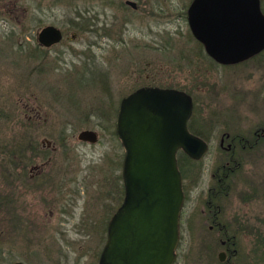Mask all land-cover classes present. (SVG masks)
<instances>
[{
    "label": "rangeland",
    "instance_id": "rangeland-1",
    "mask_svg": "<svg viewBox=\"0 0 264 264\" xmlns=\"http://www.w3.org/2000/svg\"><path fill=\"white\" fill-rule=\"evenodd\" d=\"M133 1L135 8L124 0H0V157L20 140L38 144L27 149L32 160L23 175L7 184L0 171L2 195L21 189L7 209H0V264L15 259L97 264L108 206L118 203L121 191L116 107L134 87L154 81L192 95L189 123L210 140L211 149L198 164L180 159L188 189L205 187L202 166L218 158L219 137L227 127L247 135L255 122L264 121V111L252 108L254 98H261L254 92L264 86V58L219 65L189 29L191 0ZM261 6L264 10V0ZM45 24L64 30L48 49L36 38ZM83 128L95 129L97 140L78 139ZM244 163L238 178L264 187V150L255 163L247 157ZM34 164L41 170L30 169ZM259 206H240V212L258 218ZM181 208L173 264H264L259 235L264 221L256 218L258 226L240 234L233 244L236 253L224 263L213 232L188 220L187 204Z\"/></svg>",
    "mask_w": 264,
    "mask_h": 264
},
{
    "label": "water",
    "instance_id": "water-1",
    "mask_svg": "<svg viewBox=\"0 0 264 264\" xmlns=\"http://www.w3.org/2000/svg\"><path fill=\"white\" fill-rule=\"evenodd\" d=\"M186 17L193 37L218 62H235L264 47L259 0H191ZM36 38L49 46L62 32L45 24ZM192 112L191 94L177 87L142 85L119 99L114 131L123 147L124 196L107 221L97 264H173L183 204L177 152L197 160L207 149L188 127ZM77 138L94 142L97 132L83 128Z\"/></svg>",
    "mask_w": 264,
    "mask_h": 264
},
{
    "label": "flooded vegetation",
    "instance_id": "flooded-vegetation-1",
    "mask_svg": "<svg viewBox=\"0 0 264 264\" xmlns=\"http://www.w3.org/2000/svg\"><path fill=\"white\" fill-rule=\"evenodd\" d=\"M124 2L130 5L132 8L136 7V4L135 6H133L131 3L127 2V0H124ZM259 4H260L261 12L264 14V10L261 6V0H259ZM60 29L63 38L64 30L62 28ZM71 37L72 38L75 37V32L71 33ZM202 46L204 49L203 44ZM45 47L48 49L47 46ZM259 57L264 58V47L259 51L241 60H237L235 62H229V63L218 62L212 57L211 58L212 61L216 62L219 65L230 66L233 64L257 59ZM153 82H144L138 85L137 87L142 85L175 87L169 85H159ZM137 87H134L130 91L134 90ZM130 91H128L127 93H129ZM258 94H261V98L259 99H257V97L254 98V101L252 102L253 105L252 108L253 110H255L256 109L255 105H257L261 111H264V86L260 88L258 93L254 92V96ZM123 95H121V97ZM118 104H119V100L116 107V113L118 109ZM189 120H188V126H189ZM227 128L225 130L228 131H223L221 136L219 137L218 158L215 161H213L211 164L207 166L205 164L204 167L202 166V168H204V171L208 175L205 187H202V189H198V190L191 188L188 189L184 182L183 172L178 162V166L182 175V189H183L182 207L184 206V204H187L189 207V211H188L189 214L187 218L188 220H190V222L194 224L201 223L207 225L209 229L208 231L213 232L214 237L217 238V240L221 243L223 247L217 253L218 260L224 263L227 256L229 257L230 254L233 255L236 253V248L233 247V244L235 245L236 240H238L239 236H241L240 234H245L244 230L245 229L250 230L251 226H256V225L258 226V224H256V218H257L256 214L251 215L249 212H246L245 210H242L240 212V206H242L241 207L242 209H247L244 207L249 206L251 203H254V205H257V203H259L260 204L259 209H261L260 210L261 213L258 215L259 217L257 219L264 221V187H260L258 185H250V186L244 185V182L241 181L242 179L240 178L241 179L240 180L238 178L239 170L242 171L245 168L246 163H244V160L246 162V157L248 159V163H252L253 161L255 163L256 158L259 157L261 155V151L264 150L263 149L264 121L255 122L250 128V130H248L249 133L247 135L244 133L229 131V129ZM201 137L207 143L206 152L200 159L197 160L185 154L187 155L186 156L187 163L198 164L199 161L207 155L209 151V147L211 149L210 140L204 138L203 136ZM45 144H46L45 147L47 148L51 145V142H49L46 139ZM181 152L182 151L179 150L177 154ZM121 160H120V172H121ZM43 164L44 163H42V165ZM184 167H186V163L183 164V168ZM34 168L36 169V171L41 170L40 169L41 165L34 164L30 166V169H34ZM119 175H120L119 178L121 179V173ZM120 183L122 184V182ZM120 190L121 191L119 192V195L116 199L118 200V203L112 206H108L109 209L107 208L108 210H110V215L108 219L110 218L112 213L115 211V209L123 199L124 196L123 186L122 189ZM8 191L9 194L7 196V201L9 205V203L12 200L16 199V195L20 193L21 189L19 191L17 189H8ZM0 192H3V189H0ZM2 197L3 196L0 193V198ZM107 221H106V225H107ZM259 235L261 236V238L264 239V234L259 233ZM1 253L2 251L0 252V254ZM16 261H21L24 264H29L27 260H23V259L12 260L9 264H13Z\"/></svg>",
    "mask_w": 264,
    "mask_h": 264
},
{
    "label": "trees",
    "instance_id": "trees-1",
    "mask_svg": "<svg viewBox=\"0 0 264 264\" xmlns=\"http://www.w3.org/2000/svg\"><path fill=\"white\" fill-rule=\"evenodd\" d=\"M199 44H200V42H199ZM69 74H73V73H69ZM84 74L85 73H82L79 77H81ZM189 128L193 132H195L196 134L200 135L199 129H197L196 127H193L192 123H189ZM28 136H25V137H28ZM30 141H32L31 138L25 139L24 142H22V140H20L17 143H13V145L10 144L7 147L8 149H6V150L4 149L1 151L2 155L0 157V171H1L2 177L5 180H8V181H5L7 184L11 183L9 181V180L12 181L11 177L17 178L18 175H20V174L23 175L25 168L31 163V160H32V157L30 156L31 153L28 155L27 149L29 147L31 149H35L38 146V144H33ZM180 155L181 156L177 157L179 164L181 161L180 159L182 157L187 160V157H186L187 155H185V153L181 152ZM19 165H20V168H19ZM17 169H19V170L17 171ZM16 174H18V175H16ZM119 177H120V175H119ZM120 187L122 189L121 183H120ZM4 190L5 189H3V192H4ZM2 196L3 197L0 198V209L1 208L7 209V207H8L7 196L6 195H2ZM4 212H6V211H4Z\"/></svg>",
    "mask_w": 264,
    "mask_h": 264
}]
</instances>
